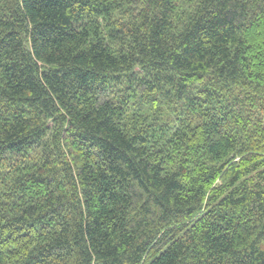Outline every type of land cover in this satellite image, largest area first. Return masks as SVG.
Segmentation results:
<instances>
[{
	"label": "trees",
	"instance_id": "trees-1",
	"mask_svg": "<svg viewBox=\"0 0 264 264\" xmlns=\"http://www.w3.org/2000/svg\"><path fill=\"white\" fill-rule=\"evenodd\" d=\"M0 264H264V0H0Z\"/></svg>",
	"mask_w": 264,
	"mask_h": 264
}]
</instances>
